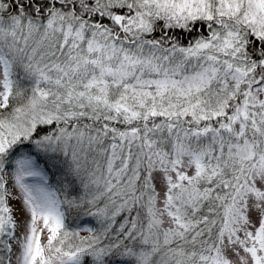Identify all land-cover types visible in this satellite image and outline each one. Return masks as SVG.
<instances>
[{
  "label": "snow or ice",
  "instance_id": "snow-or-ice-1",
  "mask_svg": "<svg viewBox=\"0 0 264 264\" xmlns=\"http://www.w3.org/2000/svg\"><path fill=\"white\" fill-rule=\"evenodd\" d=\"M0 264H264V0H0Z\"/></svg>",
  "mask_w": 264,
  "mask_h": 264
}]
</instances>
